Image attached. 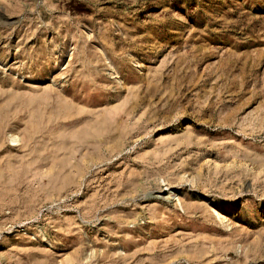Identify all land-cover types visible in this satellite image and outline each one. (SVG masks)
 <instances>
[{"label":"rangeland","instance_id":"rangeland-1","mask_svg":"<svg viewBox=\"0 0 264 264\" xmlns=\"http://www.w3.org/2000/svg\"><path fill=\"white\" fill-rule=\"evenodd\" d=\"M0 264H264V0H0Z\"/></svg>","mask_w":264,"mask_h":264},{"label":"bare ground","instance_id":"bare-ground-1","mask_svg":"<svg viewBox=\"0 0 264 264\" xmlns=\"http://www.w3.org/2000/svg\"><path fill=\"white\" fill-rule=\"evenodd\" d=\"M12 138H13V137H12ZM99 138H100V137H99ZM15 140H16V139L13 138V141H15ZM10 141H12V139H11ZM98 141L100 142V141H101V138H100ZM16 142H17V141H16ZM16 142H15V143H16ZM10 143H12V142H10ZM83 150H84V149H83ZM108 199H109V198H108ZM94 212H95V211H94ZM215 213H216L217 215L219 214V213L216 212V211H215Z\"/></svg>","mask_w":264,"mask_h":264}]
</instances>
